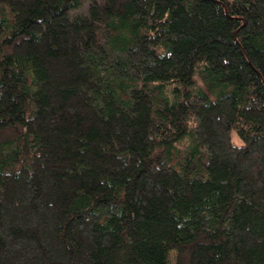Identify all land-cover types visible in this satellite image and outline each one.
<instances>
[{
  "label": "trees",
  "instance_id": "trees-1",
  "mask_svg": "<svg viewBox=\"0 0 264 264\" xmlns=\"http://www.w3.org/2000/svg\"><path fill=\"white\" fill-rule=\"evenodd\" d=\"M0 264H264V0H0Z\"/></svg>",
  "mask_w": 264,
  "mask_h": 264
},
{
  "label": "rangeland",
  "instance_id": "rangeland-1",
  "mask_svg": "<svg viewBox=\"0 0 264 264\" xmlns=\"http://www.w3.org/2000/svg\"><path fill=\"white\" fill-rule=\"evenodd\" d=\"M86 7H87V6H84V7L81 9V11H82V12H85V11H86ZM232 140H233V142H234L235 144H240V143H241L240 140L237 138V136H236L235 134H233V138H232Z\"/></svg>",
  "mask_w": 264,
  "mask_h": 264
}]
</instances>
